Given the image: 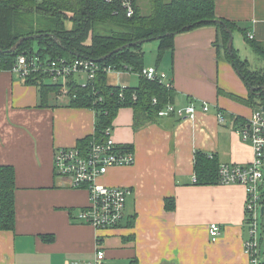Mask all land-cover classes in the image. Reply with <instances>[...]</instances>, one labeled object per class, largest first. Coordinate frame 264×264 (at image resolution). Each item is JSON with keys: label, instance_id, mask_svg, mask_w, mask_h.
<instances>
[{"label": "crops", "instance_id": "0c3cea01", "mask_svg": "<svg viewBox=\"0 0 264 264\" xmlns=\"http://www.w3.org/2000/svg\"><path fill=\"white\" fill-rule=\"evenodd\" d=\"M214 3L216 17L236 25L233 41L237 37L258 57L244 36L264 43V0ZM221 44L219 31L204 27L176 35L160 55L157 42L144 56L143 68L166 74L175 106L193 103L199 109L208 104L209 111L199 112L193 121L169 116L135 129L133 110H118L111 137L133 151L134 163L110 168L99 180L131 190L123 221L107 230L78 221L88 192L72 187L69 178L53 170L57 149L93 136L94 110L71 105L61 92L50 93L43 104L37 85L0 70V166H11L15 176V226L0 231V264H84L93 261L99 248L105 264H246L243 187L194 183L198 152L214 155L218 165L252 160L251 146L238 131L260 107L229 98L245 99L250 90L226 60ZM239 45L233 48L235 56L249 63ZM123 71L105 74L107 85H140L137 73ZM82 77H74L75 83ZM216 111L223 113L225 123L217 122ZM167 202L174 207L167 209ZM210 223L222 228L215 241L207 232Z\"/></svg>", "mask_w": 264, "mask_h": 264}, {"label": "trees", "instance_id": "16d2710c", "mask_svg": "<svg viewBox=\"0 0 264 264\" xmlns=\"http://www.w3.org/2000/svg\"><path fill=\"white\" fill-rule=\"evenodd\" d=\"M146 12L135 7L134 15L127 18L116 0H0V70H9L18 55L37 51L41 58H89L94 61L125 44L158 38V54L171 48L173 38L181 33L204 27L217 29L222 38L226 60L238 71L246 86L264 87V67L252 69L246 60H239L232 49L227 52L228 34L215 14L214 0H148ZM222 21V20H221ZM234 31L235 24L223 21ZM69 23V27H66ZM191 26L189 29L184 27ZM39 35L35 40L24 41L14 53L7 51L23 37ZM54 38L57 41H54ZM250 49L264 61V43L244 36ZM36 47V50L34 49ZM142 45L112 54L107 60L97 62L111 66L116 71L131 69L138 73L143 68ZM78 57H77V56ZM26 82L37 85L42 103L50 93H58V84L45 83L42 76H31ZM105 73L99 72L94 81L82 87L71 80L67 86L70 104L94 110V134L76 146L84 149L91 141L102 142L103 131L111 127L121 108L133 110L134 128L137 129L157 117V112L172 103L171 89L140 77L136 88L107 85ZM219 95H225L221 90ZM233 101L250 106L264 105V92H249L247 98L228 94ZM98 98H101L99 101ZM155 98L157 103L152 104ZM218 163L212 154L198 152L194 157V183L211 185L217 181ZM15 176L11 166H0V231H13L15 226ZM174 207L173 202L166 208Z\"/></svg>", "mask_w": 264, "mask_h": 264}, {"label": "built area", "instance_id": "2783aa9c", "mask_svg": "<svg viewBox=\"0 0 264 264\" xmlns=\"http://www.w3.org/2000/svg\"><path fill=\"white\" fill-rule=\"evenodd\" d=\"M40 1V0H37ZM112 0H106L111 2ZM119 8L127 18L134 15L135 0H116ZM252 39L251 36H248ZM9 71L19 80H28L31 76L39 75L43 80H50V84H58L63 94L67 95V84L74 77L86 78L87 83L80 85L87 87L93 82L99 72L109 74L117 73L111 66H100L89 58H75L66 60L57 58H41L37 51L31 54H20L10 67ZM127 71H132L127 69ZM139 77L148 82L156 83L164 88L171 87L166 74L154 67L142 68ZM81 78V79H82ZM100 101L101 98H98ZM157 100L152 99V104ZM208 104H202L199 109L191 103L186 106H175L167 103L157 112L158 118L175 116L180 120H195L197 114L207 113ZM219 124L225 123V116L221 111L215 113ZM240 139L248 143L252 149V160L249 164H219L217 168V181L220 185H239L245 192L244 212L247 238L243 243V251L247 257L246 264H264L259 258V244L257 239V218L259 209H263L264 195L259 191L264 187V114L260 109L252 114L238 131ZM105 137L102 142L91 141L81 149L77 146L59 148L53 154V170L58 176L71 180L74 188H86L88 204L81 210L77 219L95 230L113 229L121 224L129 188L110 187L99 183L110 168L131 166L134 163L133 151L115 143L111 137V127L103 131ZM207 232L211 241H215L222 232L217 223H210ZM105 253L100 248L96 250L93 261L84 264H105ZM70 264H78L72 262Z\"/></svg>", "mask_w": 264, "mask_h": 264}, {"label": "rangeland", "instance_id": "374dc122", "mask_svg": "<svg viewBox=\"0 0 264 264\" xmlns=\"http://www.w3.org/2000/svg\"><path fill=\"white\" fill-rule=\"evenodd\" d=\"M137 1V7H139L140 9L142 8L143 12H146L149 6V1L148 0H136ZM66 27H69V23H66ZM237 33H235L236 35ZM238 42H240L239 48L240 50L243 52V54L246 57H249V65L252 69H260L264 67V61L261 60L260 58L256 57L253 54H249V52L247 50H245L244 45L241 43V41H238V38L236 37L234 39V41H232V49L233 48H237L238 46ZM152 46H156L157 47V41H150L147 43L142 44L141 49L144 52V56L145 58H147L153 51ZM34 49L36 50V47L34 46ZM124 72L123 70H121V73ZM138 80V79H137ZM136 81L133 80V82ZM77 82L80 85H84L87 83L86 78H82V79H78ZM45 83H51L50 80H45ZM58 93L61 92V90L59 89L57 91ZM60 95H63L62 92ZM259 193L261 195H264V187L261 189V191H259ZM257 239H258V244H259V258L264 262V216L261 215L260 213V209L258 212V218H257Z\"/></svg>", "mask_w": 264, "mask_h": 264}, {"label": "water", "instance_id": "95a60500", "mask_svg": "<svg viewBox=\"0 0 264 264\" xmlns=\"http://www.w3.org/2000/svg\"><path fill=\"white\" fill-rule=\"evenodd\" d=\"M214 23L217 24V25L223 26L225 28V31H226V33L228 34V37H229L228 38L227 45H226V48H227V52L229 54H231L232 53V41H233L232 31L221 20H215ZM190 27L191 26L184 27L183 30L184 29H189ZM39 37H40L39 35H34V36H28V37L20 38L19 40H17L14 43V45L7 52L8 53H14L24 41H27V40H35V39H38ZM54 41L56 42L57 39L54 38ZM150 41H158V38L141 40V41H136V42H131V43L125 44V45H123L121 47L116 48L112 52H110V53L106 54L105 56L101 57L100 59L96 60V62H103V61L107 60L112 54H116L118 52H121L124 49H128V48H131V47H135L137 45H142V44L147 43V42H150ZM236 72H237V74H239L238 71H236ZM247 87L250 90V92H256L259 89H261V91L264 92V87H262V88L252 87V86H247ZM259 107H260V111L264 114V105L263 106H259ZM260 213H261V215L263 214V209H261Z\"/></svg>", "mask_w": 264, "mask_h": 264}]
</instances>
